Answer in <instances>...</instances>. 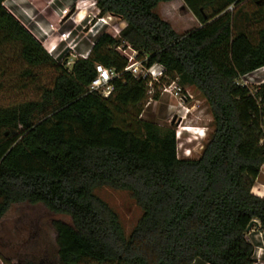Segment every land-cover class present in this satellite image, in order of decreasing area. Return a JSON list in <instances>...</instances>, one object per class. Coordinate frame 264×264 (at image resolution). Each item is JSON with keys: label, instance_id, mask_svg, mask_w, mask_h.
I'll list each match as a JSON object with an SVG mask.
<instances>
[{"label": "trees", "instance_id": "1", "mask_svg": "<svg viewBox=\"0 0 264 264\" xmlns=\"http://www.w3.org/2000/svg\"><path fill=\"white\" fill-rule=\"evenodd\" d=\"M6 1L0 57L14 48L23 76H55L39 101L0 109V218L23 203L68 217L52 222L57 264H252L247 229H264V197L252 192L264 165V83L252 91L238 81L264 68V2L251 15L254 32L234 34L229 9L245 0H181L199 27L176 34L158 12L174 0H94L99 17L124 27L118 38L100 34L68 69ZM122 45L143 68L160 66V80L205 98L213 131L197 159L178 157L174 130L139 118L153 83L125 71ZM96 65L116 75L108 98L88 90ZM102 185L141 207L129 234L94 194Z\"/></svg>", "mask_w": 264, "mask_h": 264}, {"label": "rangeland", "instance_id": "2", "mask_svg": "<svg viewBox=\"0 0 264 264\" xmlns=\"http://www.w3.org/2000/svg\"><path fill=\"white\" fill-rule=\"evenodd\" d=\"M264 0H245L232 11L235 16L234 34L254 32L256 25L250 21L251 15L263 5ZM65 0H7L4 7L12 13L33 35L38 37L35 22L41 27L52 26L55 30L66 26L68 17L78 10L73 18L71 40L76 53L87 51L94 41L86 35L91 19L97 16L94 0H79L69 7L63 6ZM180 0L161 3L158 12L176 34H183L199 27ZM68 9L69 14L59 22V11ZM93 22V21H92ZM72 27V26H71ZM123 24L116 20L109 22L106 33L118 38ZM39 38V37H38ZM56 51H65L67 43L60 42L54 32ZM47 51L48 47L40 40ZM118 52L127 59L134 58L133 51L120 46ZM55 60L70 69L75 58L55 56ZM68 59V60H67ZM139 66V62L133 59ZM142 71V67H139ZM24 64L17 58L14 48H8L0 57V109L16 108L30 101H39L43 89L49 88L55 73L51 69H38L34 78L23 76ZM152 80V89L140 105V119L152 120L163 128L175 131L177 154L180 159H197L213 131L211 109L202 94L193 87H180L176 81L162 78ZM264 80V70H260L238 83L254 91ZM137 110L132 111L134 114ZM202 135H205L201 138ZM94 194L105 202L118 216L125 234L133 229L142 215V209L133 196L111 185H102ZM60 220L69 223L66 216L50 213L42 205H12L0 218V264H57L56 235L52 222ZM253 247L257 241L249 236Z\"/></svg>", "mask_w": 264, "mask_h": 264}, {"label": "built area", "instance_id": "3", "mask_svg": "<svg viewBox=\"0 0 264 264\" xmlns=\"http://www.w3.org/2000/svg\"><path fill=\"white\" fill-rule=\"evenodd\" d=\"M94 7H96V3L94 4ZM96 10H97V8H96ZM77 12H78V10L73 12L68 17V20L66 21L67 27L64 26V27H61L57 30H55L52 26L41 27L37 24V22H35L36 29H38L37 34H38L39 38L36 37L35 35H33L32 32L30 30H28V28H26V26H25V28L31 33V35L36 40H38L39 42H40V40H42L43 43L47 45L48 49L46 52L51 57H53L54 60L56 59L55 56L60 57L61 54H63V57H66L67 55H69V57H71V59L75 58L74 61L77 59L85 60V59H87V57L89 55V49L87 51H85L84 53H81V54L76 53L75 52L76 45L71 40L72 30H73V28L75 29V25H74L75 23L73 22V18ZM97 12H98V10H97ZM59 14H60L59 15V22H61L65 17H67V15L69 14V10L64 8V9L59 11ZM98 14H99V12L97 13L96 17L91 19V21L89 23L88 32L86 33L87 36H89L90 38H93V39L98 37L103 32H106V29L109 26V22H111L114 19L110 16L99 17ZM54 32L56 33L57 39L60 42L67 43V46L65 47V51H62V52L56 51L57 48L55 47V43L53 41ZM91 45H93V42L91 43ZM133 54L136 55V53L134 51H133ZM134 58H132V57L129 58V64L127 65V67L125 69V71L131 73L132 76H134L135 78H137L139 76H141L143 78L151 76L153 80H157V79H160L162 77L163 70L160 66H152L150 68H143V66L141 64H139V66H138V64L136 62H133ZM74 61H73V63H74ZM72 65L73 64H71L70 66H72ZM139 67L143 68L142 71H140ZM260 70H264V68L259 69L255 72H253L252 74L244 76L242 78L244 79V78H247L248 76L254 75L255 73L259 72ZM95 71H96V78L91 82V84L88 87V90H89V92H94L96 94H99L103 98H108L113 91V88L109 84V81L112 78L116 77V75L113 71L107 70L104 67H102L101 65H96ZM242 78H240V79H242ZM263 83H264V80L261 82V84H263ZM239 84L242 85L241 83H239ZM244 86H246V85H244ZM248 236H253L254 239L257 241V245L254 246V249H253L252 264H264V229H261L260 226L257 224V226L254 227V229H252L248 232Z\"/></svg>", "mask_w": 264, "mask_h": 264}, {"label": "crops", "instance_id": "4", "mask_svg": "<svg viewBox=\"0 0 264 264\" xmlns=\"http://www.w3.org/2000/svg\"><path fill=\"white\" fill-rule=\"evenodd\" d=\"M77 1H79V0H65V3H63V6L69 7L71 4H73ZM175 1H178V0H174V1L168 2V3H173ZM182 4L183 3L181 1V3H179V5L182 7ZM65 5H67V6H65ZM121 24H123V27H124V23H121ZM252 192L254 195H256L260 198L264 197V165L260 169V173H259L258 177L256 178L255 185L253 187ZM251 237L254 239L253 236H251ZM248 239H249V236H248Z\"/></svg>", "mask_w": 264, "mask_h": 264}, {"label": "water", "instance_id": "5", "mask_svg": "<svg viewBox=\"0 0 264 264\" xmlns=\"http://www.w3.org/2000/svg\"><path fill=\"white\" fill-rule=\"evenodd\" d=\"M251 227H252V225H250V226L248 227V229H247V232H249V231H250Z\"/></svg>", "mask_w": 264, "mask_h": 264}, {"label": "clouds", "instance_id": "6", "mask_svg": "<svg viewBox=\"0 0 264 264\" xmlns=\"http://www.w3.org/2000/svg\"><path fill=\"white\" fill-rule=\"evenodd\" d=\"M154 66H157V65H154ZM205 135H202L201 138H203Z\"/></svg>", "mask_w": 264, "mask_h": 264}]
</instances>
